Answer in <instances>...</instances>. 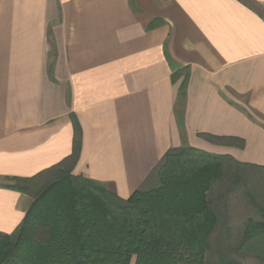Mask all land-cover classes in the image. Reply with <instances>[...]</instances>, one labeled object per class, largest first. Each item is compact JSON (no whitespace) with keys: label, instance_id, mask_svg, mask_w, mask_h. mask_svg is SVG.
I'll use <instances>...</instances> for the list:
<instances>
[{"label":"crops","instance_id":"1","mask_svg":"<svg viewBox=\"0 0 264 264\" xmlns=\"http://www.w3.org/2000/svg\"><path fill=\"white\" fill-rule=\"evenodd\" d=\"M177 107L187 145L231 157L236 197L264 209V0H0V233L33 204L15 180L75 141L72 174L131 197L183 146Z\"/></svg>","mask_w":264,"mask_h":264},{"label":"trees","instance_id":"2","mask_svg":"<svg viewBox=\"0 0 264 264\" xmlns=\"http://www.w3.org/2000/svg\"><path fill=\"white\" fill-rule=\"evenodd\" d=\"M185 85L178 106L185 103ZM176 114L183 146L170 150L128 199L72 174L80 141L60 165L16 179L13 188L33 204L13 234L0 233V264H210L212 257L214 264H242L235 252L264 237V210L245 192L263 219L228 224L223 212L237 195L231 157L187 145L184 111L177 107Z\"/></svg>","mask_w":264,"mask_h":264},{"label":"rangeland","instance_id":"3","mask_svg":"<svg viewBox=\"0 0 264 264\" xmlns=\"http://www.w3.org/2000/svg\"><path fill=\"white\" fill-rule=\"evenodd\" d=\"M236 196H238V193ZM238 198L239 197H236V198L234 197L228 202L230 205L229 208L231 206L243 207L244 205L247 206V204H248V206L253 207L251 205V203H248V199L246 197H244V201H241L240 200L241 198L240 199H238ZM258 202H259L260 206L261 205L263 206L261 201L258 200ZM253 210L250 211V213L247 215L240 214V213H239L240 214L239 215L237 213L236 217H234L233 214L229 211L228 216L230 217V220H229L228 224L232 225L233 228H239L241 223L245 222L247 219L252 218L256 221L262 220L263 217L260 215V210H259V212L255 211V209H253ZM236 233L240 234V232H236ZM234 257H235V259H237L242 264H264V237H257L255 239H253L252 241L247 242L246 245L243 246L239 252H235ZM208 261H209L208 263H210V264H214L215 262H217L216 258H213V257L208 258Z\"/></svg>","mask_w":264,"mask_h":264}]
</instances>
